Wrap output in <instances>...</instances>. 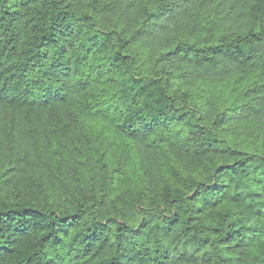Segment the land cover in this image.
Segmentation results:
<instances>
[{
	"label": "trees",
	"instance_id": "trees-1",
	"mask_svg": "<svg viewBox=\"0 0 264 264\" xmlns=\"http://www.w3.org/2000/svg\"><path fill=\"white\" fill-rule=\"evenodd\" d=\"M0 264H264V0H0Z\"/></svg>",
	"mask_w": 264,
	"mask_h": 264
}]
</instances>
